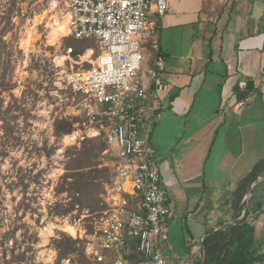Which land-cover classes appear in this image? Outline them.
Segmentation results:
<instances>
[{
  "label": "crops",
  "instance_id": "0c3cea01",
  "mask_svg": "<svg viewBox=\"0 0 264 264\" xmlns=\"http://www.w3.org/2000/svg\"><path fill=\"white\" fill-rule=\"evenodd\" d=\"M168 5L142 47L141 73L153 107L149 144L170 199L172 256L199 264L201 240L230 221L238 183L264 160L263 0ZM158 57L164 67L155 83L147 75Z\"/></svg>",
  "mask_w": 264,
  "mask_h": 264
},
{
  "label": "rangeland",
  "instance_id": "374dc122",
  "mask_svg": "<svg viewBox=\"0 0 264 264\" xmlns=\"http://www.w3.org/2000/svg\"><path fill=\"white\" fill-rule=\"evenodd\" d=\"M64 17L24 0H0V264H57L62 238L81 241L68 257L88 264L82 245L113 182V153L92 150L99 149L97 140L73 146L64 139L70 131L56 130L61 121L74 125L79 115L77 99L60 87L59 78L90 69L99 54L95 41L65 33L50 42V26ZM67 48L76 54L68 58ZM87 48L94 54L82 62L78 56ZM83 159L88 164L75 190L67 169ZM259 218L253 224L264 239V214ZM66 224L74 226L75 235L64 230ZM170 226L167 220L172 245Z\"/></svg>",
  "mask_w": 264,
  "mask_h": 264
},
{
  "label": "built area",
  "instance_id": "2783aa9c",
  "mask_svg": "<svg viewBox=\"0 0 264 264\" xmlns=\"http://www.w3.org/2000/svg\"><path fill=\"white\" fill-rule=\"evenodd\" d=\"M24 3L34 9L63 12L73 38L95 40L99 47L95 68L64 75L58 81L78 101V120L67 136L70 144L79 146L97 140L105 145V153L114 156L106 209L100 212L82 245L88 264H182L173 258L168 243L170 199L152 158L147 120L153 107L141 73L142 45L155 34L156 18L168 12V0ZM66 52L67 57L75 55L73 49ZM155 66L149 78L157 83L164 67L162 57L157 58ZM239 87L246 88V82L241 81ZM133 252L135 263L129 259ZM62 264L74 263L67 257Z\"/></svg>",
  "mask_w": 264,
  "mask_h": 264
},
{
  "label": "trees",
  "instance_id": "16d2710c",
  "mask_svg": "<svg viewBox=\"0 0 264 264\" xmlns=\"http://www.w3.org/2000/svg\"><path fill=\"white\" fill-rule=\"evenodd\" d=\"M88 50V48L86 49ZM85 50V51H86ZM76 54V52H75ZM243 98V97H242ZM60 123V122H59ZM72 129V124L67 121H61L56 130L68 133ZM87 141L83 144L91 143ZM99 149L93 145L92 150L104 151L105 145L99 141ZM68 156H72L70 150ZM74 168L71 175L66 176L74 178L71 183L75 190H79L76 186L84 177L82 169L85 168L86 159L82 161L74 160ZM108 169L102 168V172L106 173ZM261 178V180H259ZM75 182V186H74ZM254 185V186H253ZM86 186V184H84ZM251 186H253L251 188ZM251 188V189H250ZM246 194L249 195L248 202L244 200ZM234 203L231 209V219L224 220L216 225L217 230H210L206 237L202 240L203 257L199 264H263L264 263V239L256 235L254 224L248 223V218L257 220L264 214V160L259 161L253 170L244 177L237 185L234 192ZM243 201V202H242ZM102 210L106 209L103 202ZM228 210V209H227ZM67 210L66 212H68ZM243 214V217L239 219ZM81 241H74L62 238L57 242L59 255L57 264L60 260L68 257V254L74 252L75 245ZM136 254L133 252L129 259L131 263H135ZM23 256V255H22Z\"/></svg>",
  "mask_w": 264,
  "mask_h": 264
},
{
  "label": "bare ground",
  "instance_id": "6f19581e",
  "mask_svg": "<svg viewBox=\"0 0 264 264\" xmlns=\"http://www.w3.org/2000/svg\"><path fill=\"white\" fill-rule=\"evenodd\" d=\"M151 9L152 10L154 9V3L151 4ZM68 20L69 19H68L67 16H65L64 19H63V21H61V22L59 21L58 18H56L54 20V22H53L54 24L50 26V28H51V32H50V42L51 43L55 44L57 41H59V38L60 37H64L66 35H70V31H69V28H68L69 27ZM64 33H65V35L63 36ZM93 41H95V40H93ZM142 47H143V45H142ZM68 49H72V48H67V49H65L64 52H66ZM98 49H99V47H98ZM141 53H142V49H141ZM92 54L93 53H92L91 49H88L87 51H85L84 55L80 56L81 61L82 62L89 61L91 59V57L93 56ZM99 56H97L96 59H95V61L93 62L92 68H95L96 67V65H97V63L99 61ZM70 57H68V58H70ZM64 139L65 140L68 139L67 136ZM50 229H52V227H50ZM64 230L65 231H68L70 234H74V235L76 234V231H75L74 226H71L69 224H66V226L64 227Z\"/></svg>",
  "mask_w": 264,
  "mask_h": 264
}]
</instances>
